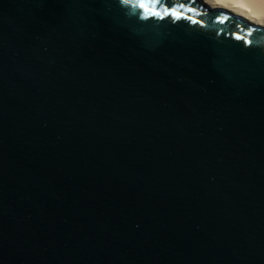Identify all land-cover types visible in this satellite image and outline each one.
<instances>
[{"label":"water","instance_id":"obj_1","mask_svg":"<svg viewBox=\"0 0 264 264\" xmlns=\"http://www.w3.org/2000/svg\"><path fill=\"white\" fill-rule=\"evenodd\" d=\"M161 4L0 0V264H264V27Z\"/></svg>","mask_w":264,"mask_h":264},{"label":"bare ground","instance_id":"obj_2","mask_svg":"<svg viewBox=\"0 0 264 264\" xmlns=\"http://www.w3.org/2000/svg\"><path fill=\"white\" fill-rule=\"evenodd\" d=\"M212 8L221 9L245 21L264 27V0H201Z\"/></svg>","mask_w":264,"mask_h":264},{"label":"snow or ice","instance_id":"obj_3","mask_svg":"<svg viewBox=\"0 0 264 264\" xmlns=\"http://www.w3.org/2000/svg\"><path fill=\"white\" fill-rule=\"evenodd\" d=\"M130 0H120V3L126 4L129 3ZM134 2L136 7L141 10V19H148L149 17L164 19L165 17H171L173 20L179 19H188L193 23H198V21L193 20L191 17L185 16L183 12L179 9L184 8L183 4L174 5L172 7H165L161 4V0H131ZM157 5H160L158 8ZM187 11L191 12L194 9L187 8ZM220 22H223L221 17H217ZM223 19H227V17H223ZM235 38L242 39L239 35L233 34ZM245 44L249 43V41L245 40Z\"/></svg>","mask_w":264,"mask_h":264}]
</instances>
